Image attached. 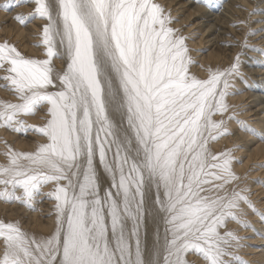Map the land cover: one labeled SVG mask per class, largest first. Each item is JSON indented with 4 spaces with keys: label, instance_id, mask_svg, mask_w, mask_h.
I'll return each instance as SVG.
<instances>
[{
    "label": "snow or ice",
    "instance_id": "snow-or-ice-1",
    "mask_svg": "<svg viewBox=\"0 0 264 264\" xmlns=\"http://www.w3.org/2000/svg\"><path fill=\"white\" fill-rule=\"evenodd\" d=\"M29 15L44 21L32 41L43 55L0 42V86L15 98L0 99V127L45 139L32 151L4 141L0 201L35 211L51 186L54 229L0 219V264H248L228 224L250 228L247 210L264 212L233 149L211 147L229 121L257 135L227 101L245 81L243 52L198 77L189 37L156 0H34ZM256 31L240 48L264 57L247 42ZM39 111V125L23 118Z\"/></svg>",
    "mask_w": 264,
    "mask_h": 264
},
{
    "label": "bare ground",
    "instance_id": "bare-ground-1",
    "mask_svg": "<svg viewBox=\"0 0 264 264\" xmlns=\"http://www.w3.org/2000/svg\"><path fill=\"white\" fill-rule=\"evenodd\" d=\"M156 2L160 3L173 18L170 26L177 29L179 34L189 37L186 44L191 50V56L197 61L192 66L191 72L198 77L204 78L209 66L227 67L238 51L243 52L240 57L242 61L240 67L245 75V81L242 82L239 79L234 81L239 91L229 95L227 101L234 106L230 111H235L240 120L255 129L257 135L241 130L236 121H229L228 127L232 134L212 142L211 147L216 151L233 149V155L240 158V162L233 163V169L243 179L241 187L246 186L250 190L249 198L258 212H264V183L253 182L251 177L257 173L264 177V166H262L264 165V139H261V136H264V67L261 66L264 57L259 51L241 49L239 43L244 40L249 29L264 28V0H208L207 5L199 0H156ZM3 3L5 0H0V5ZM7 3L10 5L7 10L0 7V42L7 39L15 43L25 54L42 57V48L34 47L32 44L44 23L39 17L29 15L34 9V0H27V2L7 0ZM236 5H242L243 8ZM255 5L258 7L255 8ZM253 8L258 11L249 15V10ZM16 14L24 16L23 25L14 19ZM238 21L247 23L241 24L237 23ZM247 42L264 49V31H256L254 35L248 36ZM195 47L199 49L196 51ZM201 48L209 50L204 54ZM55 64L57 68L64 66L59 60L55 61ZM3 83L0 81V85ZM0 99L14 100L15 98L7 89L0 86ZM42 116L43 111H39L36 115L23 118L29 124L39 125L42 123ZM44 139L33 131L17 134L0 127V153L4 150V141L16 150L32 151L36 144L43 142ZM237 144L243 147L234 148ZM3 161L4 157L0 154V162ZM253 186L254 189H251ZM50 187L48 185L43 187L39 201L35 205V211L19 203L0 201V219L19 220L23 228L36 233L52 231L55 220L53 201L46 195ZM246 219L251 222L252 227L244 228L231 221L228 227L236 229L238 235L246 239L242 242L246 244L249 251H245L246 254L242 253L244 256L241 255V257L243 256L246 260L250 255L248 264H264V221L251 210H247ZM240 249L242 252L243 247Z\"/></svg>",
    "mask_w": 264,
    "mask_h": 264
},
{
    "label": "rangeland",
    "instance_id": "rangeland-1",
    "mask_svg": "<svg viewBox=\"0 0 264 264\" xmlns=\"http://www.w3.org/2000/svg\"><path fill=\"white\" fill-rule=\"evenodd\" d=\"M27 6H28V5H27ZM257 7H258V5H255V8H257ZM254 13H255V12H254ZM195 48H196V51H197V49H199V48H197V47H195ZM201 49H202V52H203L204 54H206V53L208 52V50H209V49H204V48H201ZM259 78H260V77H259ZM239 109H240V108H239ZM262 169H263V168H262ZM262 169H261V170H262ZM255 171H256V170H255ZM256 176H258V177H256ZM260 176H261V177H260ZM262 176H263V175H258V173H257V174H255L254 176H251V177H253V178H252V181H253V182H259V183H260L261 180L264 181V180H263L264 177H262ZM254 179H255V180H254ZM251 189H254V186H253ZM246 238H247V237H246ZM243 240L245 241L246 239H243ZM243 240H242V241H243ZM242 241H241V243L244 245V247H243V251L241 252V249H238V252H239V253L237 252V254H238V255L240 254V256L243 255V254H246L245 251H249L248 247L245 246L246 244L243 243ZM253 245H255V244L253 243ZM250 246H251V244H250ZM239 250H240V251H239ZM242 253H243V254H242ZM243 256H244V255H243ZM243 256H242V258H244ZM249 257H250V255H248V258H249ZM248 258L246 259L247 262L250 261V260H248ZM249 259H250V258H249Z\"/></svg>",
    "mask_w": 264,
    "mask_h": 264
}]
</instances>
